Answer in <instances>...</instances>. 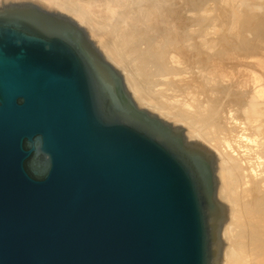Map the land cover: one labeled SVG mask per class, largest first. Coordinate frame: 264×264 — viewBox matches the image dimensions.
Wrapping results in <instances>:
<instances>
[{"label":"water","instance_id":"water-1","mask_svg":"<svg viewBox=\"0 0 264 264\" xmlns=\"http://www.w3.org/2000/svg\"><path fill=\"white\" fill-rule=\"evenodd\" d=\"M99 44L65 8L0 0V264H219L215 153Z\"/></svg>","mask_w":264,"mask_h":264},{"label":"rangeland","instance_id":"rangeland-1","mask_svg":"<svg viewBox=\"0 0 264 264\" xmlns=\"http://www.w3.org/2000/svg\"><path fill=\"white\" fill-rule=\"evenodd\" d=\"M41 1H43L46 4L49 3V4L60 6L62 8H68L67 2L69 0H41ZM83 1H85L84 5L85 6L87 5L86 8L88 9L89 8L91 9L93 8L94 10L95 9L97 10L100 8L103 9L104 6L106 5L107 7L111 6L112 11L114 10L113 14L111 10L109 12H107L108 9H105L106 11L103 10L104 12H106L105 15L107 16L109 15L110 17L113 18L114 20L113 25L111 23V25H109L108 27L104 26L105 27L104 28L103 26H101V23H99L100 21L93 24V26H95L94 28H96L95 29L96 37L100 39V44L103 46L106 52L109 53L110 51H113L111 47L113 43L112 37H114L115 35L118 36V33H119V36L121 35L124 36L125 32L127 31H130L132 33L133 40H131V42L133 44L130 43L132 44L130 45V48L126 49L125 52L122 51L123 55L121 53L120 55H118V57L121 59V57L125 56L123 60L121 59L122 67L124 68V71H125V73L123 72L124 75L126 74L129 80H131L130 82L132 83V85L135 88H137V90L143 96L148 97L153 104H156L159 101V99L161 100L159 101L160 104L163 101H164L163 102L164 104L168 101L167 96L176 95L177 97L180 94L182 97L179 95V97H177L178 100L184 101L185 99L189 97L188 99L190 100L197 98L198 100L200 99L201 101L204 98H209L211 100H215V101L217 100V102L219 101L223 107L230 108L231 106H233L235 108L236 107L235 103H237L236 101L238 99L239 102L241 101L242 103V105L240 103L241 112H243L242 110L244 111L249 110L251 112V107H252V110L254 108V110L257 111V112L254 111L255 114L253 113V117H255L256 120L260 119L259 121H262L264 119V114H263L264 113V102L262 103V101H264V97L260 98V99H263L262 101H258L257 102L258 104L257 103L255 104L257 106H253V105L249 106L248 101L245 102V99L248 100L249 98L248 95L250 92L252 93V90L254 87V84H251L253 83L252 76H254V74L257 75V77L259 76V80H260L259 82L261 84L259 85L261 87L262 86L264 87V0H160L161 6H162L161 7L162 9L160 12L162 13L161 14H157L158 12L155 13L154 19H150L149 17L150 16L149 7L150 6L158 7V4H159L158 0H127V2L130 1V3L129 2L125 3L126 0L125 1L124 0H111L112 2L111 1L106 2L107 0L106 1L105 0L104 1L103 0H94V1L92 0L94 4L92 3L91 0L90 1L83 0ZM95 2L96 3L98 2L97 3L98 5ZM113 3H115V5ZM154 3L156 4L155 6H154ZM103 4L104 6L102 7L101 5ZM124 4H126L125 5L126 7L124 6ZM132 4L133 6L135 5L137 7L139 6V8H136V6L133 7ZM122 5L124 9L120 7ZM95 6H98V7L96 8ZM72 8L75 11L79 9L75 7H72ZM79 11L80 10H78L77 12ZM104 12L103 13L102 12L100 13L99 11L96 12L97 14L96 17L98 18L100 17L99 15H104ZM81 13L79 12L76 14L81 16L83 19L84 18L88 19L87 17L83 16L85 14L82 13L83 15H81ZM116 21L117 23H115ZM130 24L132 25L130 26ZM120 26L122 28H120ZM169 31L171 32L173 31L176 34V37H174ZM138 32L140 33L138 34ZM150 34L153 35L159 42H161L162 47H161V52L159 56H157L156 54L150 51V47L154 41V37L151 36ZM137 35L139 37H137ZM177 50H179L180 52ZM159 60L162 62L161 65H157V61ZM137 63H138V66H136ZM132 64L133 65L135 64L134 65L135 67L132 66ZM124 65L127 67H124ZM162 67L163 68L165 67V68L163 69ZM173 70L177 71L174 76H170L171 74L169 73L166 74V71L171 72ZM132 73L135 75L137 74L139 76L136 77L137 76L136 75L134 77ZM177 76L181 78L178 79ZM194 77L196 79L192 80ZM137 78L139 79L137 80ZM176 80L177 81L179 80V83H180L179 85L177 83L175 84ZM192 81L193 82L195 81V86L191 84ZM137 84H139L140 86L142 85V86L139 88ZM173 85H176L177 87H174ZM157 86H160V87H157ZM187 87H190V88L187 89ZM142 90L145 92H143ZM155 90H158V91L161 90L162 93H160V95L157 96L156 93L158 91L156 92ZM203 91L205 92V94L203 93ZM163 92H165L164 93L165 97L163 96ZM246 94L248 95L244 97ZM147 95H149L154 101L151 100V98ZM240 95H243L242 96L243 98H241ZM178 100L176 101V99L173 98L171 103L167 102L166 104L171 105L175 109L177 107L182 108L181 105L183 101H178ZM160 104L157 103V105H160ZM187 108L188 107L186 106L183 107V109H186V110ZM175 121L180 122L181 124L185 125V127L189 126L188 129L191 132L190 134L197 132V129H198L197 126L196 128L192 124L191 125L186 124L185 122L180 121V120L178 121L176 119ZM252 132L254 133L253 134L254 136L250 134L249 139L252 138L253 140L250 139L251 140L250 141L248 139L249 143H248V140H246L245 141L246 146H244L246 147V149L249 148L247 152L248 154L255 151V149L257 148H260V146H261V150L262 151L264 150V148L262 149V147H264V145L262 144L264 141L261 142L262 139L261 141L258 140L259 139L258 135H260L259 133L262 134L264 132V122L262 121L260 122V124L256 125ZM251 135L253 137H251ZM196 139L198 141H202L201 139H198V138ZM247 145H248V148H247ZM206 147L209 148L213 153H215V156L217 157L219 161L220 170H221L222 179H223L222 180L218 178L219 186L230 181L232 175L228 168L229 165L227 163H224V160L223 159L221 160L222 157H220V155L217 152H215L213 149H211L207 144H206ZM251 148L252 150L254 148L255 149L252 151ZM261 150L260 152L258 150H256L258 152H254V153H257V154H254L257 156V158L254 156L256 160L264 155L263 154L264 151L261 152ZM260 153L262 155H260ZM247 157L248 159L250 157L253 159V162H251L252 164L254 163V161H256L253 155H250V157L248 155ZM252 159H250V161ZM258 160L261 161L262 158ZM263 160H264V156H263ZM260 163L261 162H259L258 164V161H256V165H255L256 167H254V164H253V167L255 169L254 168L253 169L250 168V169H251V172L255 171L252 174H254V176L256 177V178L254 177L256 179V183L258 181L261 183V185L260 183H258V185H260L261 190H262V188H264L263 187L264 186V163H261V164ZM252 164L250 165V167L252 166ZM259 168L262 170H260ZM257 169L262 174L256 171ZM257 177L263 180H260V179L258 180ZM221 203L225 205L226 210H227V217H228L229 206L227 203L223 202L222 200H221ZM220 237H221V233H220ZM221 240H222L221 248H223L225 241L222 239V237H221Z\"/></svg>","mask_w":264,"mask_h":264},{"label":"bare ground","instance_id":"bare-ground-1","mask_svg":"<svg viewBox=\"0 0 264 264\" xmlns=\"http://www.w3.org/2000/svg\"><path fill=\"white\" fill-rule=\"evenodd\" d=\"M93 1H92V3H93ZM108 1H111V0H107L106 2H108ZM84 2L85 1H83V0H69L67 2V7L68 8H65V9L67 10V12H70L74 16H76L81 21V23H83L87 27V29L90 31V33H92V35L95 38H97L96 37V31H95L96 28H94L95 26H93V24L100 21L99 23H101V26H103V27L104 26L105 27H108L109 25H111V23L113 25V23H114L113 22L114 21L113 18L110 17L109 15L108 16L105 15L106 12L103 11L105 9H108L107 12H109L112 8H111V6H108L107 7L106 5L104 6V4H103V5H101L102 7L104 6L103 9L100 8V7H99L100 9H97V10L96 9L94 10L93 8L92 9L91 8L88 9V8H86L87 5L86 6L84 5L85 4ZM111 2H109V3H111ZM126 2H127V0L125 1V3ZM128 2L130 3V1H128ZM158 3H159L158 4V7H152V6L149 7V12H150L149 13L150 14L149 17H150V19H154L155 13H157V12H158L157 14H161L162 13V12H160L161 9H162L161 8L162 6H161L160 0H158ZM113 4L115 5V3H113ZM116 5H118V4H116ZM125 5L126 4H124V6ZM155 5L156 4L154 3V6ZM132 6H133V4H132ZM135 6H133V7H135ZM72 7H75L77 9L79 8L78 9V10H80L79 12L80 13L82 12L83 14H85V15H83L81 13V15L87 17L88 19H86V18L83 19L81 16L77 15L76 13H79V12H77L78 10L75 11V10H73ZM95 7L97 8L98 6H95ZM120 7L123 8V5L120 6ZM140 7H141V5H140ZM136 8H139V6L138 7L136 6ZM70 9L73 10L75 13L73 11H71ZM98 11L100 13L101 12L102 13L104 12V15H99L100 17L97 18L96 17V15H97L96 12H98ZM113 11H112V14H113ZM115 17H116V15H115ZM148 20H149V18H148ZM117 21L115 23H117ZM130 21H132V20H130ZM146 21H147V19H146ZM129 22H128V24H129ZM132 24H130V26ZM121 26H120V28H122ZM156 27H158V26H156ZM124 31H125V29H124ZM173 31H175V30H173ZM173 31L172 32L169 31V32L174 37H176V34ZM139 33L140 32H138V34ZM153 34H154V32H153ZM150 35H149V37H150ZM118 36H119V33H118ZM118 36L115 35L114 37H112L113 38V43H112V46L111 47H112V50L113 51H110L109 52L110 54L108 52H106V50L103 48L102 45H101V47L104 50L105 55L107 56V58L109 59V61L112 62L115 65V67H117L119 70H121L122 73L123 72L125 73L124 68L122 67V62H121V59L123 60V58L125 56L121 57V59H120L118 57V55H120L122 53V51L125 52L126 49L130 48V45L133 44L131 42V40H133L132 39V33L130 31H127V32H125V35L124 36L121 35V36H119L120 38ZM151 36H153V35H151ZM137 37H139V36L137 35ZM115 40H116V42H115ZM110 42H112V41H110ZM130 43H132V44H130ZM161 47H162L161 46V42H159L154 37V41H153V44L150 47V51L152 53L156 54L157 56H159L160 55V52H161ZM177 51H179V50H177ZM144 52H145V50H144ZM216 54H218V53H216ZM122 55H123V53H122ZM131 60H132V58H131ZM126 63H128V62H126ZM161 64H162V62L160 60L157 61V65H161ZM134 65L132 64V66H134ZM142 65H143V63H142ZM136 66H138V63L136 64ZM124 67H127V66L124 65ZM152 67H153V65H152ZM176 72L177 71H175V70H173L171 72H167L166 71V74L169 73V74H171L170 76H174L176 74ZM124 73H123V75H124ZM136 75L133 74L134 77ZM177 75H179V74H177ZM138 76L139 75H137L136 77H138ZM124 77H125V80H126L128 89L130 90V92L133 95L134 99L137 101V103L140 106H143V107H145L147 109H150V110H152L154 112H157L160 116H162L165 119L171 120L172 122L181 124L180 122L175 121V119H176L178 121L179 120L180 121H183L186 124H190V125L192 124L195 127L197 126L198 127L197 132L191 134V140H197L196 138H198V139H201L202 141H206V144L211 149H213L215 152H217L220 155V157H222L221 160L223 159L224 160V163H227L229 165L228 168H229V170L231 172V175H232L231 176V180L228 181V182H226V183H224V184H222V185H220V186H219V181H218V187L216 188V193L218 191V193H217L218 200L221 199L223 202L227 203L228 206H229L228 217H227V210H226V207H225L224 208L223 215H222L221 223H220V226H219V239L221 240V237H222V239L225 241L224 242V246H223V248H221L222 250L220 251V261H219V264H264V227H263V225H264L263 224V222H264V188H262V190H261V187H260L261 183L259 181L256 183V179H255L256 177L254 176V174H252L255 171L254 172H251V169H253L254 167H256L255 166L256 165V161H258V164H259V162L264 163V160H263V156L264 155L262 157H260V158H262L261 161L258 160L260 158H258L256 160L257 156L254 155V154H257V153H254V152H258V151L260 152L261 146H260V148H257V149L254 148L255 151H253L254 149L252 150V148H251V150L253 152H251V151L250 152L253 153V154H251V153L248 154L247 153L248 150H249L248 145H247V148L248 149H246V147H244V146H246L245 145V141L249 139L250 134H252V135L254 134L252 131L254 130L255 126L258 125V124H260V122H262V121L264 122V119L262 121H259L260 119L259 120H256V118L253 117V113H254L255 110H254V108L252 110V107H251V112L249 110H247V111L242 110L243 112H241L240 111L241 110L240 109V103H241V101L239 102V100L237 99L238 96L236 97V99H237L236 102L237 103H235V105H236L235 108L233 106H231L230 108L229 107H223L222 104L219 101L217 102V100L215 101V100H211L209 98H204L201 101H200V99L198 100L195 97H194L195 99H191V100L188 99L189 97L187 99H185L184 101L183 100H178L177 97H179L180 94L179 95L177 94L178 95L177 97H176V95H171V96L169 95V96H167V98H168L167 99L168 100L167 102L168 103H171V101H172L173 98H175L176 101L177 100L178 101H183V103H182V105L184 104L183 106L180 103V105H181L182 108L177 107L175 109L171 105L166 104L167 102L163 104L164 101L160 104L159 101H161V100L159 98H158L159 101L157 103H159L160 105H157V103L156 104H153L148 97L143 96L137 90V88H135L132 85V83L130 82L131 80H129V78H128V76L126 74L124 75ZM144 77H145V75H144ZM177 77H178V79L181 78L179 76H177ZM252 77H253V83L250 82L251 84H254L252 93L251 92L249 93V91H248L249 95L246 94L244 97H246L247 95L249 96L248 100L245 99V102L248 101L249 106H252V105L253 106H257L255 104L258 101H262L263 100V99H260V98H263L264 97V87L263 86L262 87L260 86L261 84L259 82L260 81L259 80V76L257 77V75L254 74V76H252ZM139 78H137V80ZM172 78H174V77H172ZM194 79H196V78L194 77L192 80H194ZM176 83L179 85L180 84L179 83V80L178 81L176 80L175 84ZM191 84H193L195 86V81L194 82L192 81ZM137 85L139 86V88L142 86V85L140 86L139 84H137ZM145 86H146V84H145ZM173 86L174 87H177L176 85H173ZM149 87H151V86H149ZM157 87H160V86H157ZM188 88H190V87H187V89ZM149 91H151V90H149ZM155 91L157 92L158 90H155ZM143 92H145V91H143ZM160 93H162L161 90H159L156 93L157 96L160 95ZM164 93L165 92H163V96H164ZM203 93L205 94L204 91H203ZM147 96H149V95H147ZM240 96H241V98H243L242 97L243 95H240ZM184 97H186V96H184ZM151 100H153V99L151 98ZM242 101H243V99H242ZM263 102L264 101H262V103ZM172 104H173V102H172ZM241 105H242V103H241ZM185 106L188 107L187 110L186 109H183V107H185ZM255 112H257V111H255ZM257 119H258V117H257ZM181 125H183V124H181ZM183 126H185V125H183ZM188 127H185V128L188 129ZM188 131H189V129H188ZM259 134L260 135H258V137H259L258 140L261 141V139H262L261 142H263L264 141V132L262 134L261 133H259ZM252 135H251V137L254 136V135L253 136ZM256 136H255V138H256ZM250 139H252V138H250ZM249 140H248V143H249ZM252 142H254V141H252ZM252 142H250V143H252ZM255 143H253V144H255ZM262 144L264 145V142ZM250 145H252V144H250ZM263 148L264 147H262V149ZM256 150H258V151H256ZM263 151L261 150V152H263ZM247 154L249 155V157H250V155H253V157L254 156L256 157V158L254 157L255 160H256L253 163L254 164V167H253V164L251 163V162H253V159L251 157L248 159V157H247L248 155ZM260 155H262V154L260 153ZM216 159H217V157H216ZM250 159H252V160L250 161ZM251 164H252V166L250 167ZM260 170H262V169H260ZM256 171H258V169ZM258 172L260 173V171H258ZM260 174H262V173H260ZM257 175H259V174H257ZM260 177H261V175H260ZM259 179L260 178H258V180ZM217 180H218V178H217ZM260 180H263V179H260ZM258 183H260V185H258ZM221 200H219V201L221 202ZM219 205L222 206L224 204L221 203ZM220 233H221V237H220ZM221 247H222V240H221Z\"/></svg>","mask_w":264,"mask_h":264}]
</instances>
